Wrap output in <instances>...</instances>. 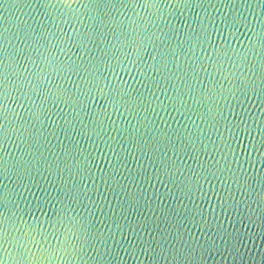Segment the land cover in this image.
I'll list each match as a JSON object with an SVG mask.
<instances>
[{
	"label": "water",
	"instance_id": "1",
	"mask_svg": "<svg viewBox=\"0 0 264 264\" xmlns=\"http://www.w3.org/2000/svg\"><path fill=\"white\" fill-rule=\"evenodd\" d=\"M0 264H264V0H0Z\"/></svg>",
	"mask_w": 264,
	"mask_h": 264
}]
</instances>
